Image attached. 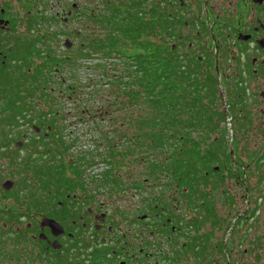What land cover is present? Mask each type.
<instances>
[{
	"label": "trees",
	"instance_id": "1",
	"mask_svg": "<svg viewBox=\"0 0 264 264\" xmlns=\"http://www.w3.org/2000/svg\"><path fill=\"white\" fill-rule=\"evenodd\" d=\"M22 1L26 3V6H22L25 11L26 9L32 11L31 6L34 5L31 2L42 0ZM100 3L102 6L98 7ZM34 8L33 15L26 13L29 21L31 19L50 21L41 16L37 18L39 12ZM81 8L82 4L77 3V8L68 18L67 25L81 17L95 21L99 25L100 33L97 35L99 39L97 37L93 39L88 47L91 51H84L81 47L82 53H79V56L87 60L92 57L91 52H94L100 56L99 58L105 59L96 68H101L100 71L105 77L102 82L108 81L111 85V88L107 89L113 97L106 108L103 105L97 106L93 115L89 113L90 119L97 121L99 117L111 116L108 108L115 105L125 112L121 118L110 117L112 125H117L119 119L123 125V129H112L115 137L99 135V140H107L104 148L106 154L99 156L100 163L108 168H105V175L103 174L101 179L103 186L120 188V178L111 175L110 169L114 167L117 170L123 165L124 160L136 162L139 167L146 169L147 181L150 178L157 186H161L162 192L176 193L184 198L186 207L192 212L203 213L198 218L192 216L187 220L185 239L189 237L180 248L192 255L194 260L192 264H211L208 260L204 262L209 246L207 235H195L191 238L190 235L198 231L206 221H209L211 226H216L219 217L214 207L217 196L222 195L217 194L218 185L222 181L219 174H223L224 171L231 172V156L227 141L224 139L223 128L219 131L216 124L204 122L217 115L207 106V102L213 103V97L217 93L216 80L211 76L205 78L189 74L187 66H183L176 51L170 50L166 37L168 19L165 11L161 9L153 13L147 9L148 0H96V7L86 10L91 15L84 11L80 12ZM152 18L155 19L154 25ZM171 24L173 26L171 29L176 30L172 21ZM10 26L15 30L14 24ZM34 27L38 31L37 26ZM59 34L62 35L61 31ZM169 34L172 35L170 32ZM55 36L56 34L42 33L32 41L19 42L18 38H13L11 34L0 30V124H4L8 130L19 128L21 124H28L30 127L28 131H31L32 127L41 128L43 132L48 131L51 139L55 140L53 146L59 142L60 149L66 152L69 146L63 142V135L53 133L55 131L53 123L55 124L56 120L49 119L60 116V111L54 109L55 106H60V97L54 98L52 88H47L44 79L58 69L56 76L61 78L59 83L64 84V69L74 62L70 57L57 58L55 50L51 47ZM13 41L15 43H12ZM34 58L43 60V63L34 65ZM111 58L118 59L122 67L119 68L120 73H112L107 77L105 68L110 63L106 60ZM30 69L32 71H29ZM49 78L52 79L51 76ZM108 83L105 82L106 85H109ZM32 85L35 88H32ZM95 86L90 88L92 94L89 93L93 98L99 97L98 93L102 90ZM79 89L68 85L66 88L69 91L68 98L77 94ZM35 93L39 95L38 99L43 107L37 109L39 114L36 112L34 115L32 108L35 105L27 99L31 100ZM218 116L224 120L223 115ZM217 131L221 136L210 139V134ZM116 136H119L118 140ZM44 140H47L46 137ZM31 155L33 154H28L27 167ZM59 155L61 157L62 152ZM96 157L98 156L95 155ZM93 158L94 156L77 157L75 162L69 163V172L74 175L69 181L70 191L74 190L80 175L78 166L93 165L95 161ZM62 165L64 163L60 162V166ZM256 165H263V157H258ZM60 174L62 176L63 172L60 171ZM36 175L39 178L41 173L36 172ZM143 183L133 180L130 187L137 189ZM156 200L153 207L147 206V211L155 210L156 213L162 211L163 215L168 213L166 207L162 210L166 203L165 199L159 196ZM243 220L244 216H240L233 223L234 226L241 225ZM178 229L183 230V227L180 226ZM221 248L222 243H219L220 253ZM170 259L166 260L163 257L162 261H170L171 264L187 262L178 261L173 257Z\"/></svg>",
	"mask_w": 264,
	"mask_h": 264
},
{
	"label": "flooded vegetation",
	"instance_id": "2",
	"mask_svg": "<svg viewBox=\"0 0 264 264\" xmlns=\"http://www.w3.org/2000/svg\"><path fill=\"white\" fill-rule=\"evenodd\" d=\"M60 1L57 0V4L50 7L54 11L50 16L52 20L31 19L28 21L27 31L30 38H18L19 42L32 41L42 33L56 34L55 40L59 36L58 28L53 30L50 27L49 31L43 30L41 29L44 27L43 24L56 27L58 23L62 27L61 33L67 34L68 31L65 30L67 21L73 14V10L77 8V1L69 0L70 2L64 4ZM68 6L71 10H67ZM31 8L32 11L26 9V13L30 16L33 15L34 7L31 6ZM148 9L153 13L161 9L165 11L168 19L166 37L168 43L172 42L169 45L170 50L176 51L183 66H187L189 74L201 75L200 77L205 78L211 76L215 79L217 76L225 86L226 102L222 101L223 93L217 88L213 103L207 102V106H213L212 109L209 108L212 113L217 115L204 122L209 124L225 122L228 114L230 124L236 125L238 131L241 132L240 138H244L245 135L248 138L247 135L252 126L255 130L254 126L263 125V130H261L263 147H261V153L257 155L263 157V165H254L253 168H263L264 205V0H148ZM2 13L0 10V25H4ZM39 15L40 12L37 18ZM154 20L152 18L153 25ZM171 21L176 30L171 29L173 27ZM8 23L16 26L18 21L11 18L5 22L6 28L2 31L10 32ZM34 25L37 26L38 31L35 30ZM72 33L78 36V32ZM51 47L53 50L52 45ZM34 59L33 63L36 65ZM37 60L40 59L37 58ZM42 63L43 60L40 61V64ZM51 74L56 76L58 69ZM218 104L222 106L220 113L214 111ZM220 114L224 116V120L219 118ZM78 120L81 121V119ZM16 129L19 135L14 134L15 137H20L23 141L14 142L13 146L17 150L24 146L30 147L28 154H33L37 158L30 163L35 169L34 163L38 162L36 171L41 173L38 181L41 196L36 198V208L25 204V212L17 214L18 217L10 213L0 214V220H5L2 225L0 224L1 236L7 230L13 236L21 235L18 232H12L9 221L28 218L25 231L31 232L28 238L34 243L29 251L26 250L27 244H25L27 238L21 244L8 246L5 250L6 257L0 260V264H171L170 261L157 260L158 244L166 245L168 250L175 253L172 254L173 258L185 262L177 255L176 249L183 244L178 242V238L187 235L185 227L189 218L183 226L182 220L179 225L174 223L175 226L172 224V219L165 223L161 222L162 211L156 213L155 210H148L139 218L137 217V220L142 223L134 221L137 224L134 225L133 230L121 231L120 228H114L109 223L110 217L107 211L103 209L107 199L106 193L102 190L104 187L102 178L98 179L100 181L95 178L98 182L93 184L85 183L81 178L86 168L92 167L94 163L91 166H78L80 175L74 190L70 191L69 181L74 178V175L69 172V163L75 161L76 158H70L67 165L60 166L62 162L60 159L67 155V151H63L61 157L58 150L51 151L48 148L38 153L39 145L43 143L45 137L50 140L46 145L53 146L55 143V140L48 135V131L43 132L41 128L32 127V132H29L28 124H21ZM10 135L11 133H0V154H3V150L9 144ZM212 136L210 134V139H217L221 134L216 138ZM224 139L228 140V137L224 136ZM43 156H47V161L42 159ZM96 159L99 161L98 164H101V160L98 157ZM22 162L27 167L29 161L24 159ZM105 168L108 169L106 166ZM233 168L230 167V169ZM60 171L63 172L62 176ZM234 171L233 174L230 172L233 177ZM103 174L105 175L104 172ZM103 174H101L102 177ZM219 175L221 178L222 173ZM95 190H97L96 194ZM85 206H90V208L86 209ZM240 216H237L235 220ZM43 218L58 223L63 232L59 236H53L48 227L41 225ZM180 226L183 230L178 229ZM176 229L178 230L175 231ZM157 237L160 240L157 241Z\"/></svg>",
	"mask_w": 264,
	"mask_h": 264
},
{
	"label": "rangeland",
	"instance_id": "3",
	"mask_svg": "<svg viewBox=\"0 0 264 264\" xmlns=\"http://www.w3.org/2000/svg\"><path fill=\"white\" fill-rule=\"evenodd\" d=\"M76 1L82 4L80 12L84 11L88 15L90 12L86 10L96 7V0ZM66 2L70 1H60L62 4ZM31 3L37 8L38 12H40L39 16L46 20H52L50 16H52L54 11H52L50 7L57 4L56 0H42L41 2L36 1L35 3ZM22 6H26V3L22 0H0V10L3 12L2 19L4 23V25H0V29L4 30L6 28L5 22H8L11 18L18 21L17 25L14 27L15 30L11 29L8 23L10 32H6V34H11L13 38H30V34L27 31L29 20ZM101 6L102 3H100L98 7ZM35 8L34 10H36ZM54 10L57 11V9ZM43 26L44 27L41 29L48 31L51 30L50 27L53 30L58 28V32L62 29L60 25L55 27L53 25L45 26V24H43ZM98 26L99 25L95 21H89L81 17L79 20L72 21L68 24L65 28V30L68 31L67 34H59L51 44L57 56L65 58L70 57L74 62L73 65L64 69V84H60L59 80H61V78L54 76V74L50 75L52 79L49 78L50 76H46L44 79V81L46 80L44 83L47 85V88H52L54 98L60 97V106L54 107V109L60 111V116H53L49 119L52 118L56 120L55 124L53 123V129H55L53 132L54 135L56 133H61L64 137L63 142L69 146L67 155L60 159L65 165L68 164L70 158H77V156H94V160L95 155H97L98 158L99 156L102 157L103 154H106L104 148L106 147L107 140H99V135L104 134L106 137L111 138L115 137V133L112 131L113 128L123 129L120 119L117 121V125H112L110 121V117L120 116L121 118L125 113L119 109L117 105L108 108L111 111V116L108 115L106 118L99 117L96 119L97 121L89 118V113L93 115L97 106L103 105L106 108L107 103L113 100V97L108 93L109 89H107L111 88V85L108 81L105 82L109 85L102 82V79L105 77L100 71L101 68H96V66L103 63L105 59L99 58L100 56L94 52H91L92 57L87 60L79 56V53H82L80 50L81 47L84 48V51H91L88 47L93 42V39L96 37L99 39L97 35L100 33V29ZM74 31L78 32V36L72 33ZM66 40L71 42V47L69 46L66 48ZM171 43L172 42H170L169 45ZM34 60L36 65L40 64L41 60H37V58ZM106 61L110 63L107 64L105 68L108 75L107 77H110L112 73H120L122 66L118 62V59L111 58ZM47 77L48 79H46ZM215 80H217L218 91L221 90L223 93L222 101L226 102L224 94L225 86H223L224 84L217 76ZM68 85H71L73 88H80L77 94L72 98H68L69 91L66 90ZM94 85H96L95 88H102V90L98 93L100 95L99 97L95 96L93 98L89 96V93L92 94L90 88H94ZM32 88H35V86L32 85ZM38 96L39 95L35 93L31 100L27 99V101H31V103L35 105H33L34 107L32 108L34 110V115L37 109L43 107ZM205 103L204 101V104ZM212 107V105L208 106V108L211 109ZM44 109L46 108L44 107ZM214 111L219 113L222 112V106L218 104L215 106ZM37 114L39 113L37 112ZM101 118L102 120H100ZM78 119H81V121ZM228 120L229 116L227 114L225 122H220L216 125L219 131L223 128L224 136L228 137V140H225L227 141L228 151L231 150L232 152L231 166L234 168L231 169V174H233V170H235L234 177L231 176L229 171H224L222 174V181L218 185L217 191V194L222 195L217 196L214 207L219 217L216 226L213 227L209 221H206L202 223V227L198 231L190 235V238L195 235H207L209 246L205 253V263L208 260L211 264H264L263 168H253L254 165L256 166V160H258L257 155L261 153V147H263V133L261 131L263 130V125L254 126L258 131L256 129L253 130L252 126L249 135H247L248 138H246V135L244 138H240L241 132L238 131V127L233 124L231 125ZM123 122L124 121H122V123ZM20 130L24 129L20 128ZM17 131L18 129L8 130V127L4 124H0V133H11L9 144L3 150V154H0V214L10 213L15 217H18L17 214L25 212V204L29 207L34 206L32 208H36V198L37 196H41L39 193V178L36 175L38 162L34 163L35 169L32 163L28 165L29 167L23 165L22 160H28L30 147L24 146V148L17 150L13 146L14 142L23 141L20 137H15ZM219 131L214 135L211 134V136L213 135V138L218 137V135H220V133H218ZM118 137L119 136H116L117 140ZM101 138H103V136H101ZM47 142H50V140L43 139V143H41L38 148L39 154L40 150H45L47 148L51 151L58 150V153L63 152L59 147V142L56 143L55 146H44ZM32 156L34 155H31L30 159L33 162L36 156L33 158ZM46 157L47 156H43L42 159L47 161ZM98 162V159H96L92 167L86 168V171L81 177L83 182L93 184L94 182L100 181L98 180L99 178L103 179L101 174L105 172V166L98 164ZM122 162L123 165L117 168V170H115L114 167L110 169L111 175L120 178V188L113 189V187L109 185L102 187V190L106 193L105 196L107 199L105 202L106 204L103 205V209L107 211L110 217L109 223L112 224L114 228H120L121 231L133 230L134 225L137 224L134 221L147 212V206L152 205L153 207L157 201L156 198L159 196H162L165 199L164 201H166L162 210H164L165 207L168 210V213H166L167 215H163L162 223L172 219V224L176 226V224L179 225V220H182L183 226L188 218L192 216L195 218L202 216V212L200 214L198 211L192 212L189 210L185 205L186 200L179 197L178 194H172L170 192L164 193L162 192L163 189L161 186H157L154 180L149 178L147 181L146 169L144 170L141 166L139 167L136 162L131 163L128 160ZM66 175L68 176V172H66ZM95 178H97L98 181H95ZM6 180L13 182L12 187L8 191L2 189V185ZM133 180H139L144 183L141 187L135 189L130 187ZM45 193L47 194V192ZM96 193L97 190H95V194ZM35 194L36 196L34 197ZM98 196L100 197V195ZM48 206L49 205H47V207ZM85 208H90V206H85ZM81 212H83V210ZM240 215L244 216L243 223L234 226V220ZM27 221L28 218L26 220L19 219L9 221V227L12 229V232H18V234L20 233L21 235L13 236L8 233L9 230L5 231V234H2V236L0 235V260L6 257L5 250L8 246L21 244L26 238L27 241L25 244H27V251L34 245L28 238L31 232L25 231V223ZM4 222L5 220H0L1 225ZM12 222H14V225H12ZM138 222L142 223L141 221ZM186 239L185 237H179L178 242L183 243ZM158 240H160V238L157 237V241ZM219 243H222V254L219 250ZM174 248L176 247L174 246ZM176 251L180 259L187 261L185 264H192L194 262L192 255L184 252L180 247H177ZM156 252L157 260L159 261H161L163 257H165L166 260H171L172 254H175L173 251L168 250V247L164 244H158Z\"/></svg>",
	"mask_w": 264,
	"mask_h": 264
},
{
	"label": "water",
	"instance_id": "4",
	"mask_svg": "<svg viewBox=\"0 0 264 264\" xmlns=\"http://www.w3.org/2000/svg\"><path fill=\"white\" fill-rule=\"evenodd\" d=\"M74 8H75V6H74ZM66 44H65V46H66V48H68L69 46H70V42L68 41V40H66V42H65ZM230 156H232V152H231V150H230ZM13 185V182H11V181H6L5 183H3V185H2V189H4V190H9L10 188H11V186ZM245 214V213H244ZM42 226H45V227H48L50 230H51V233H52V235L53 236H58L60 233H62L63 232V229L59 226V224L58 223H56L55 221H53V220H48V219H46V218H43L42 219V224H41Z\"/></svg>",
	"mask_w": 264,
	"mask_h": 264
}]
</instances>
